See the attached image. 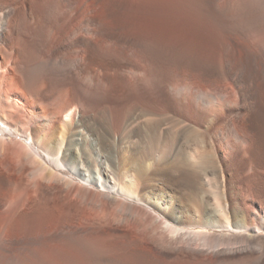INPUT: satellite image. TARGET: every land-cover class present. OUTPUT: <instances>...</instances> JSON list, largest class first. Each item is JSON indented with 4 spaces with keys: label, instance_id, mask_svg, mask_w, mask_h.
<instances>
[{
    "label": "rangeland",
    "instance_id": "1",
    "mask_svg": "<svg viewBox=\"0 0 264 264\" xmlns=\"http://www.w3.org/2000/svg\"><path fill=\"white\" fill-rule=\"evenodd\" d=\"M58 1L24 0L23 13H18L27 65L34 67L33 58L44 64L53 57L70 30L76 37L88 38L85 55L75 46V69L63 73L59 82L46 77L39 80L38 86L49 91L48 102L59 107L65 101L80 98L85 104L84 131L106 150L117 144L121 134V129H111L115 120L145 112L150 118L177 120L195 129L196 139L189 142V152L211 151V142L216 141L209 137L216 128V64L221 75L228 70V59L236 65L254 57L250 49L239 47L245 45L250 34L235 31L232 21L217 19L216 0H71V10H67L68 0ZM249 39L264 43V27ZM256 62L254 68L260 77L255 82L252 108L244 124L252 143V159L264 167V79L261 65ZM222 82L228 98L236 103L224 113V118L233 122L235 116L231 112L239 110L237 91L230 78ZM144 134L137 150L147 153L144 165L149 169L160 152L155 144L157 132ZM173 139L171 133L165 151ZM243 153L237 151L235 157L229 156L224 172L210 168L216 163L214 160L205 164L209 167L202 176L210 181L206 190L210 192V202L216 199V206L218 203L230 207L227 183L217 186L224 177L241 183L248 209L262 206L258 200H264V180L250 181V162ZM215 190L224 197L218 194L213 198ZM56 191H32L20 208L9 212L4 230L8 248L0 249V264H94L93 253L108 259L130 257L129 260L150 253L156 264L177 263L169 255L161 258L154 252L152 237L143 227L117 221L111 211L106 212L97 189L92 188L86 199L81 197L77 185L62 196ZM163 196L164 204L179 206L171 196ZM2 203L0 200V212L6 210ZM206 231L213 232L210 228Z\"/></svg>",
    "mask_w": 264,
    "mask_h": 264
},
{
    "label": "bare ground",
    "instance_id": "2",
    "mask_svg": "<svg viewBox=\"0 0 264 264\" xmlns=\"http://www.w3.org/2000/svg\"><path fill=\"white\" fill-rule=\"evenodd\" d=\"M23 3L24 0H0V200L6 208L1 211L0 249L8 248L4 230L9 212L20 208L30 192L57 189V195L62 196L77 185L83 199L92 188L97 189L106 212L111 211L117 221L143 227L161 258L169 255L176 264H264V200H258L261 207L248 209L241 183L224 177L217 186L227 183L230 207L218 203L216 206V199L210 202V192L206 190L210 181L202 176L209 167L205 165L208 161L216 162L211 169L224 172L229 156L243 151L250 162V181L264 180V167L252 159V143L244 124L252 108L255 82L260 77L254 68L256 61L264 79V43L249 39L264 27V0H216L217 19L232 21L235 31L250 34L244 35L246 43L239 47L250 49L254 57L236 65L228 59V70L221 75L216 64V128L209 136L216 141L211 142L207 153L187 150L196 137L195 129L177 120L150 118L145 112L115 120L111 129H121L118 142L110 150L104 149L84 131L85 104L80 98L58 107L47 101L49 91L38 86L41 78L59 82L63 73L75 69V46L85 55L88 38L76 37L70 30L53 57L44 64L33 58L34 67L28 66L19 32L22 26L18 13H23ZM71 3L68 0L67 10H71ZM227 78L234 83L239 99V110L231 112L235 116L233 122L224 118L226 109L236 104L228 98L222 82ZM147 131L157 132L155 144L160 152L149 169L144 165L147 153L137 150ZM171 133L174 139L165 151ZM216 190L213 198L222 195ZM163 194L171 196L179 206L164 204ZM148 255L129 260L130 257L108 259L93 253L92 259L94 264H156Z\"/></svg>",
    "mask_w": 264,
    "mask_h": 264
}]
</instances>
